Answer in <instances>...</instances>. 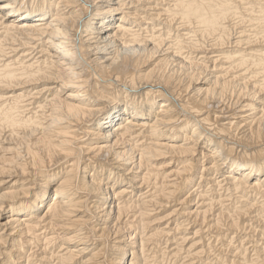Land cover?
I'll use <instances>...</instances> for the list:
<instances>
[{
  "label": "bare ground",
  "instance_id": "obj_1",
  "mask_svg": "<svg viewBox=\"0 0 264 264\" xmlns=\"http://www.w3.org/2000/svg\"><path fill=\"white\" fill-rule=\"evenodd\" d=\"M0 264H264V0H0Z\"/></svg>",
  "mask_w": 264,
  "mask_h": 264
},
{
  "label": "rangeland",
  "instance_id": "obj_2",
  "mask_svg": "<svg viewBox=\"0 0 264 264\" xmlns=\"http://www.w3.org/2000/svg\"><path fill=\"white\" fill-rule=\"evenodd\" d=\"M165 215V214H164ZM127 219L125 218V221H126ZM190 232H192V230L190 231ZM189 236L190 237H192V235L191 234H189ZM153 248V246L152 247H150V249H152Z\"/></svg>",
  "mask_w": 264,
  "mask_h": 264
}]
</instances>
